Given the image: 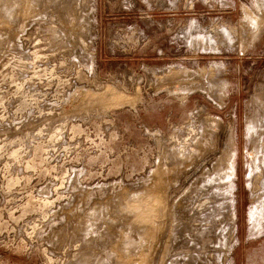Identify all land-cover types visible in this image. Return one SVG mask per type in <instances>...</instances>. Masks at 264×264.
<instances>
[{
	"label": "rangeland",
	"instance_id": "1",
	"mask_svg": "<svg viewBox=\"0 0 264 264\" xmlns=\"http://www.w3.org/2000/svg\"><path fill=\"white\" fill-rule=\"evenodd\" d=\"M263 184L264 0H0V264H264Z\"/></svg>",
	"mask_w": 264,
	"mask_h": 264
},
{
	"label": "bare ground",
	"instance_id": "2",
	"mask_svg": "<svg viewBox=\"0 0 264 264\" xmlns=\"http://www.w3.org/2000/svg\"><path fill=\"white\" fill-rule=\"evenodd\" d=\"M231 166V167H230ZM229 167H230V171H231V175H234V168L232 167V164L230 165ZM263 188H264V184H263ZM259 198H260V196L258 197V199H257V204L256 205H254L251 209V211L253 212L252 213V220H253V224H254V229H256V228H258V216H259V212L261 211V208L260 209H258L257 210V207H259L260 206V203H262L263 201H264V198L263 199H261V200H259Z\"/></svg>",
	"mask_w": 264,
	"mask_h": 264
}]
</instances>
